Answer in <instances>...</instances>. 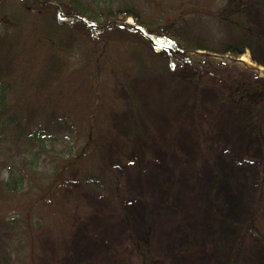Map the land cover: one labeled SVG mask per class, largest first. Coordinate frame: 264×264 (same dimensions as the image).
I'll use <instances>...</instances> for the list:
<instances>
[{"label": "trees", "instance_id": "1", "mask_svg": "<svg viewBox=\"0 0 264 264\" xmlns=\"http://www.w3.org/2000/svg\"><path fill=\"white\" fill-rule=\"evenodd\" d=\"M245 55L264 66V0H0V264L70 258L95 213L84 199L66 202L60 187L72 182L123 213L114 167L136 165L149 145L155 161L167 157L161 135L185 153L187 140L199 149L217 124L246 120L264 155V78L236 62ZM260 169L239 233L264 244L255 228L264 157ZM217 219L229 235L215 259L240 264L241 235ZM126 231L121 259L129 264L123 253L132 252L136 264H168L148 233Z\"/></svg>", "mask_w": 264, "mask_h": 264}, {"label": "rangeland", "instance_id": "2", "mask_svg": "<svg viewBox=\"0 0 264 264\" xmlns=\"http://www.w3.org/2000/svg\"><path fill=\"white\" fill-rule=\"evenodd\" d=\"M126 23L132 24V20L127 19ZM261 58L264 63V58ZM237 60L239 64L255 69L259 78H264V66L255 65L247 55ZM153 90H156L153 85L141 89V98H150ZM208 105L215 106L211 103ZM157 115L158 112H153L152 116L156 118ZM235 122L217 124L220 128L218 134L213 131L205 136L204 146L199 149L194 150L187 140L184 142L188 149L184 150L185 153L179 147H175L172 152V137L161 135L158 140L165 148L167 157L156 161L153 147L149 145L143 150L145 145L141 141L136 148L138 153L143 150L140 162L114 167V173L125 190L121 201L124 214L112 213L114 210L96 194H84L78 185L64 183L59 189L60 197L69 204L86 200L95 215L90 225L87 224L83 233L78 235L77 245L71 251L70 258L62 260L54 257L43 260L41 264H128L117 253L124 245L126 230L133 237L135 235L132 232H137L136 235L144 233L145 236L148 233L150 250L168 264H224L218 256L215 259L214 252L228 239L229 231L217 218H226L237 227L238 230L229 228L233 234L237 231L241 235L239 239L243 242V251L240 264H264V244L251 233H239L248 225L256 205L264 155L262 149L257 153L253 151L252 147H259L258 142L254 143L259 134L252 125L246 120L237 125ZM154 126L158 131V124ZM260 128L264 136V124ZM222 131L223 137L233 141V144L226 139L221 141ZM154 138H148L146 142H154ZM213 139L222 143L212 144ZM242 149H248L249 152ZM156 151L163 150L158 147ZM176 153L178 156L171 157ZM134 202L137 206H132ZM166 204L172 208L170 211L164 210ZM131 211H135L136 231H133ZM255 228L264 236V204ZM183 247H187V250ZM176 251H180L179 256ZM123 254L130 258L129 264L137 263L138 258H135L134 253Z\"/></svg>", "mask_w": 264, "mask_h": 264}, {"label": "crops", "instance_id": "3", "mask_svg": "<svg viewBox=\"0 0 264 264\" xmlns=\"http://www.w3.org/2000/svg\"><path fill=\"white\" fill-rule=\"evenodd\" d=\"M150 167H153V165L152 164H150L149 165ZM149 166L147 167V168H149ZM157 166V165H156ZM159 167V166H158ZM160 168H163V167H160ZM163 195H164V198H166V195L164 194V193H162ZM215 201H216V199H215ZM136 204V202H134V204H132V206H137V205H135ZM131 206V207H132ZM130 207V208H131ZM172 208L171 207H169L167 204H166V207L164 208V210L165 211H170ZM154 210V209H153ZM158 211V210H157ZM157 211H156V213H157ZM129 214H130V218H132V227H133V231H136V228H137V225H136V217H135V211H131V212H129ZM159 214V213H158ZM150 219V218H149ZM226 219V218H225ZM131 230H132V228H131ZM138 231V230H137ZM132 232V231H131ZM140 233V232H139ZM132 234H134L135 235V237L136 238H142V237H144L145 235H144V233H142V234H140V235H136L137 234V232H132ZM169 241H171V240H168V242ZM155 242H156V240H155ZM154 242V243H155ZM156 244V243H155Z\"/></svg>", "mask_w": 264, "mask_h": 264}]
</instances>
